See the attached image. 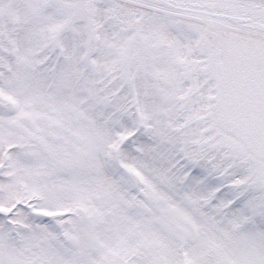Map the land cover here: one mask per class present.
Listing matches in <instances>:
<instances>
[{
  "label": "snow or ice",
  "instance_id": "1",
  "mask_svg": "<svg viewBox=\"0 0 264 264\" xmlns=\"http://www.w3.org/2000/svg\"><path fill=\"white\" fill-rule=\"evenodd\" d=\"M0 264H264V0H0Z\"/></svg>",
  "mask_w": 264,
  "mask_h": 264
}]
</instances>
